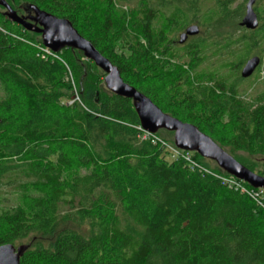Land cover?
Listing matches in <instances>:
<instances>
[{"label":"trees","instance_id":"obj_1","mask_svg":"<svg viewBox=\"0 0 264 264\" xmlns=\"http://www.w3.org/2000/svg\"><path fill=\"white\" fill-rule=\"evenodd\" d=\"M6 1L19 15L35 5L68 19L164 113L197 126L224 150L264 156V93L251 105L239 101L248 80L239 71L254 55L264 59V18L256 30L239 23L249 0L236 9V0H140L148 8L141 49L113 28L127 19L118 4L132 0H106L101 26L84 0ZM161 12L165 29L154 36ZM5 13L0 6V191L11 188L16 204L8 207L0 193V246L28 245L20 264H264L261 190L230 187L222 179L231 176L196 153L200 170L171 159L166 145L174 140L160 133L166 130L156 142L144 139L133 101L109 91L106 74L82 52L46 54L41 35ZM229 20L234 32H221ZM191 24L210 27L216 39L200 33L182 52L174 48L172 56L188 59L190 70H165L173 65L163 57L176 40L169 34ZM209 53L222 58L219 68L198 74Z\"/></svg>","mask_w":264,"mask_h":264},{"label":"water","instance_id":"obj_2","mask_svg":"<svg viewBox=\"0 0 264 264\" xmlns=\"http://www.w3.org/2000/svg\"><path fill=\"white\" fill-rule=\"evenodd\" d=\"M257 0H249L246 4L245 15L240 26L247 30H256L260 24L254 10ZM0 6L6 10V17L23 27L24 30L40 34L42 45L54 54L65 48L82 52L85 58L93 62L105 74V84L109 91L117 96L133 101L134 108L141 123V128L151 134L166 130L174 134V145L183 151L196 153L200 157L213 161L228 175L240 180L251 188L264 190V176H260L227 153L214 140L191 123H185L169 114L164 113L154 102L126 83L119 69L104 57L96 47L84 38L65 18H59L35 5L24 6L27 15H18L6 0H0ZM200 33L198 25H192L180 35V44H184L189 36ZM259 57L247 61L241 71V77L250 78L260 66ZM28 245L16 247L8 244L0 246V264H20L21 258L28 250Z\"/></svg>","mask_w":264,"mask_h":264},{"label":"rangeland","instance_id":"obj_3","mask_svg":"<svg viewBox=\"0 0 264 264\" xmlns=\"http://www.w3.org/2000/svg\"><path fill=\"white\" fill-rule=\"evenodd\" d=\"M245 0H236L234 2V4L232 5L231 9H236L239 5H241ZM89 6V9L93 12H89V17L91 16L93 23L101 26L102 22L105 20V9H104V5L106 3V0H93V2H91L90 0H84V5ZM118 8L122 9L125 11L127 19L125 21H118L115 20L114 21V25L113 28L115 31L119 30V33L121 34H125V31L128 32V35H130V37L128 38V41H130L131 46L132 47H137L138 49H141L142 46L144 45L143 40L141 39V23L142 20L145 18L147 12H148V8H147V3L145 4L144 2H141L140 0H132L130 3H121L118 4ZM255 10L257 9V13H260L261 16L259 15V22L260 24L262 23V19L264 18V0H258ZM205 8V7H204ZM19 7H15L13 8V10H15L16 12L18 11ZM18 13V12H17ZM166 13L161 12L160 14H158L154 27H153V32H154V36L156 35V33L159 30L165 29L164 25L166 23V18L165 15ZM245 15V12H244ZM244 15L241 17L239 23L242 21ZM21 16V15H20ZM238 24V23H237ZM200 25V24H199ZM238 28H241L239 26V24L237 25ZM210 27H205L203 25H200V30H201V37H205V38H210L211 40L216 39V32L213 30L209 29ZM245 29V28H244ZM235 30V26L231 24V20L228 21V23L226 24V26L224 28H221V32H226V33H233ZM246 30V29H245ZM210 31V32H208ZM249 31V30H246ZM29 32V31H28ZM182 32V31H181ZM181 32L179 31L178 33H173V34H169V38L171 39H178ZM245 31L243 30L240 33L237 34H242ZM218 33V32H217ZM246 33V32H245ZM32 35V34H31ZM124 37H126V35H121V40L124 43H129L127 42V40H124ZM35 39L38 38L37 36L34 37ZM40 39V37L38 38ZM127 46V45H126ZM129 48V47H128ZM158 49L155 51V55L161 56V52L163 51V47H157ZM127 48H124V51H126ZM177 50H180V52H182L184 49L183 46H179ZM122 51V50H120ZM176 50H172V52L169 53V55H167L166 57H163V59L165 60L166 58H168L171 62L170 64H172L173 66H170L169 64L165 65V70L170 71L172 69L177 70V72L180 71H184V70H190V64L187 62L188 59L185 60H179L178 57H173L172 54L173 52H175ZM228 57L231 59V55L229 54ZM253 57H259V55H254ZM209 59L205 60V62L203 63V65H201L199 67V73L201 72H205L206 70H217L219 68L220 62L222 61V58L220 56H216L213 55L212 53H209ZM229 70V69H228ZM225 70L223 73L227 74V71ZM222 73V72H221ZM241 71H239V75H240ZM103 77V76H102ZM223 77H217L216 78V82H213L210 86L215 89L216 84L218 82V80L222 79ZM224 79V78H223ZM264 59L261 62L260 66L258 67V69L256 70L254 76H252L250 79L246 80L243 82V84L240 87V91L243 93L241 96L242 98L239 100L241 103H246V105H251L254 98H256L257 96L261 95L264 93ZM201 86L208 85L207 83H198ZM189 87V85H188ZM78 103H80V100H78ZM62 103L68 106H71L74 101L73 100H69V99H63ZM230 117L229 113H226L224 115V121H227ZM160 133L162 134V136L167 139L168 141L171 142V140H174V136L171 133H168L166 131H160ZM226 152L228 153H234L239 159H242L243 162H246V164L250 165L253 167V169L256 170V172H258L259 170H263L264 169V156L262 154H256V155H249L243 151H239L234 149L231 146H226L225 148ZM209 164L214 167L216 166V164L213 161H208ZM12 192V189L6 186H2V190L0 191L1 195L4 196V198L6 199L7 202V206H11V205H15L16 202L13 200L14 197L10 196ZM262 196V199H264V191H261L259 193ZM19 201V200H18ZM6 206V207H7ZM30 242L29 239H26L24 241H22L21 243H18L17 246L21 245V244H28Z\"/></svg>","mask_w":264,"mask_h":264},{"label":"built area","instance_id":"obj_4","mask_svg":"<svg viewBox=\"0 0 264 264\" xmlns=\"http://www.w3.org/2000/svg\"><path fill=\"white\" fill-rule=\"evenodd\" d=\"M43 50L46 54L54 55L53 52H51L49 49H47L45 47H43ZM139 129L144 133V137H143L144 139L148 138V137H152L154 139L153 140L154 142L158 141V139L155 137V134H151V133L143 130L141 127ZM166 148L169 151L171 159L176 160V159L180 158L187 163V165L190 167L191 170H198V169L200 170V165L197 163V161L193 157V154H195V153L180 150L174 145V143L167 144ZM222 180L224 181V183L228 184L232 188H236V189H240L242 191H246L245 187L242 185V183H244V182L237 180L232 176L230 178H223ZM254 190H256V189H254ZM261 191H264V190H261ZM254 196L256 197L257 195H254Z\"/></svg>","mask_w":264,"mask_h":264},{"label":"flooded vegetation","instance_id":"obj_5","mask_svg":"<svg viewBox=\"0 0 264 264\" xmlns=\"http://www.w3.org/2000/svg\"><path fill=\"white\" fill-rule=\"evenodd\" d=\"M22 16V15H21ZM192 25H198V24H191L190 26H192ZM190 26H188V27H190ZM187 27V28H188ZM187 28L186 29H184L182 32H181V34H183V33H185L186 32V30H187ZM199 28H200V26H199ZM200 33H201V30H200ZM200 33L197 35V36H189L188 38H187V40H186V42L184 43V44H180V36H179V38L178 39H176L174 42H173V44H172V50L175 48V49H178V47L179 46H184V45H186L187 43H189L190 41H192L193 39H195V38H197V37H200ZM180 34V35H181ZM163 50H164V48H163ZM261 62H262V60H261ZM261 64V63H260ZM258 69V68H257ZM256 69V70H257ZM256 72V71H255ZM255 72H254V74H255ZM254 74L252 75V76H254ZM251 76V77H252ZM250 77V78H251ZM250 78H247V79H250Z\"/></svg>","mask_w":264,"mask_h":264},{"label":"bare ground","instance_id":"obj_6","mask_svg":"<svg viewBox=\"0 0 264 264\" xmlns=\"http://www.w3.org/2000/svg\"><path fill=\"white\" fill-rule=\"evenodd\" d=\"M19 15V14H18Z\"/></svg>","mask_w":264,"mask_h":264}]
</instances>
